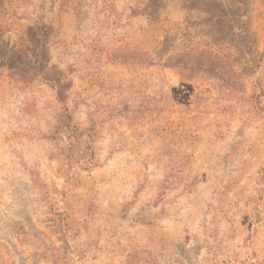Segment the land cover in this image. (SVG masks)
<instances>
[{
	"label": "rangeland",
	"instance_id": "rangeland-1",
	"mask_svg": "<svg viewBox=\"0 0 264 264\" xmlns=\"http://www.w3.org/2000/svg\"><path fill=\"white\" fill-rule=\"evenodd\" d=\"M0 264H264V0H0Z\"/></svg>",
	"mask_w": 264,
	"mask_h": 264
},
{
	"label": "trees",
	"instance_id": "trees-1",
	"mask_svg": "<svg viewBox=\"0 0 264 264\" xmlns=\"http://www.w3.org/2000/svg\"><path fill=\"white\" fill-rule=\"evenodd\" d=\"M89 7H91V5H89ZM41 19L42 16H38V19L35 20V23L38 25L39 23H41ZM33 32L36 34V31ZM39 35L42 36L43 33H40ZM114 57L121 58L123 56H117V54H114ZM125 58H147V60L151 62L152 57L148 55V53H143L135 50L130 51V53L127 54V57ZM233 62L234 60H231V58H226V56L221 57L219 53L203 50L194 52L189 51L188 53L184 54L178 62H175L171 65L182 67V69H186L188 65H197L200 68L205 67L207 69V72L214 74L215 77L224 82L226 86H228V88L237 90L238 88H242L243 79L241 78L240 71L237 70V67Z\"/></svg>",
	"mask_w": 264,
	"mask_h": 264
}]
</instances>
